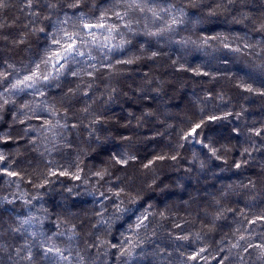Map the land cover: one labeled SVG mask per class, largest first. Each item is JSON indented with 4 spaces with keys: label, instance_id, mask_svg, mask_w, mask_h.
Returning a JSON list of instances; mask_svg holds the SVG:
<instances>
[{
    "label": "trees",
    "instance_id": "16d2710c",
    "mask_svg": "<svg viewBox=\"0 0 264 264\" xmlns=\"http://www.w3.org/2000/svg\"><path fill=\"white\" fill-rule=\"evenodd\" d=\"M128 2L79 0L69 7L76 0H0V73L9 74L0 82V104L9 101L0 108V153L7 157L0 163V264H81V258L82 264H264L255 247L264 244V220L258 219L264 216V131L255 135L264 130V0H148L149 7L170 10L160 12L163 19L129 10ZM106 10L104 23L117 25L131 43L102 59L97 45L107 33L92 29L98 38L93 44L83 24L97 23ZM125 11L123 20L116 19L115 12ZM181 11L186 22L175 32L146 34L165 21L172 27ZM129 22L131 31L124 27ZM62 29L87 42L79 45L84 55L74 57L80 63L65 65L58 80L9 93L11 83L38 64L43 74L56 76L59 65L42 62L59 50L53 39L65 41ZM182 38L197 43L175 42ZM88 51L98 59L88 60ZM129 59L135 62L116 63ZM91 64V75H69ZM146 80L148 89L162 91L135 92ZM112 88L138 102L125 97L105 104ZM120 93L112 95L120 100ZM89 106L101 118L95 125L80 111ZM157 108L170 114L164 123L150 118L140 133L148 139L136 145L135 159L118 162L126 141L97 142L110 130L128 137L131 126L121 125L129 111ZM212 116L220 119L210 121ZM197 123L203 143L190 135ZM181 129L184 148L168 160L165 153L173 151ZM245 147L252 151L243 152ZM193 152L212 157V167L198 176L188 158ZM150 169L159 176L154 183ZM137 193L138 212L116 213V204ZM143 217L147 232L137 227Z\"/></svg>",
    "mask_w": 264,
    "mask_h": 264
},
{
    "label": "clouds",
    "instance_id": "9594fccd",
    "mask_svg": "<svg viewBox=\"0 0 264 264\" xmlns=\"http://www.w3.org/2000/svg\"><path fill=\"white\" fill-rule=\"evenodd\" d=\"M69 7H73L72 4H70ZM169 11L170 10L166 11V13L169 12ZM162 12H165V11H162ZM184 15L185 14L181 11V15L180 16H176V19H177V23L176 24H184L186 22V20L184 18H182V17H184ZM161 19H163V17H161ZM165 22H167V26L164 23V25L162 27L157 28L155 31H148L146 34L147 35H151V36H158V35H154V34L162 32V35H165L166 33L175 32L176 31V29L174 27L176 24H171L172 27H170L169 26V22L168 21H165ZM138 23H139V21H138ZM194 26L195 25H193V27ZM131 30H129V31H131ZM120 37H121L120 42L124 41L125 44L126 43H131V41L126 38V34L121 33ZM120 42L116 44L118 47L109 48L107 52L104 51L105 48L99 47L98 51L100 53V58L109 59L110 58L109 54L114 49H122L123 47L122 48L119 47ZM175 42L176 43H180V44H193V45H195L197 43V41H194L191 38H188V39H183L182 38L181 40H178V41H175ZM87 59L88 60H97L98 57L96 55H93L91 51H88L87 52ZM139 59H140V57H136L135 58V60H139ZM69 62H71L74 65L80 63L78 60L73 58V59H71V61L66 60L65 61V65H67ZM133 62H135V61L133 60ZM116 63H122V61H117ZM95 67H96L95 64H91V65H87L86 67L76 68L74 71L70 72L69 75L77 76V77L86 76V75H89L88 68L95 69ZM62 75H64V71H57L56 76L55 77H51V79L58 80L60 78V76H62ZM42 83H44V82L43 81H39L38 85H40ZM150 83H151V80H146V81L142 82L141 86L136 88L134 91L137 92V93H145V92H148V91L159 93V92L162 91V88H160V87H155V88H152V89H148L146 87V85H148ZM54 86L58 87L59 85H54ZM89 87H91V85H89ZM69 91L70 92H75L76 90L70 89ZM112 93H120V89L112 88L109 92H107L106 93L107 94V100H105V102H104L105 104H108V103H112V104L120 103L121 101L124 100L125 97L128 100H130V101L138 102V101H135L134 98L128 92L120 93V100H117L112 95ZM40 94L43 95V92H40ZM80 111L81 112H86V113L89 114V116L91 118L90 122L93 125L99 123L101 118H100V116H98L96 114V112L91 111V106H89L88 108H84V109H82ZM74 114H76V113H74ZM169 114L170 113H169L168 110L160 111L158 108L157 109H144L143 114H141V115H134V113L129 111L128 112L129 119L127 120V123L121 125V127H129V126H131V128H130L131 134L128 137H124V136L117 137L110 130V131H108L107 135H105L103 137L98 135L96 137L97 142L99 143L101 141H109V140H113L114 141V140H117V139H119L121 141H126V143L122 145L123 151H121V156L123 157L124 160L125 159L133 160V158L134 159L136 158V152L134 151V149L136 148V145L137 144H141L145 140L148 139V137L142 136L140 133L145 127H147L149 125L150 118L155 117V123H164L165 121L162 119V117H165V116H167ZM55 115H56V112H55ZM55 115H53V116H55ZM133 117H134V119H133ZM81 122H83V120ZM105 123H108V121L105 120ZM65 127H66V125H65ZM171 127H172V125H170V124L167 125V128H171ZM167 128L165 130H167ZM183 130L184 129H181V133L177 136V138L172 140V144L174 146L173 151L171 153H165V155H167L168 160H172V157H174L176 154H179L180 149L184 148V143H183V140H182V132H183ZM159 135H163V132L159 133ZM245 150H247V151H245ZM251 151H252V149H250L248 147L243 148V152H251ZM225 155H226V162H227V160L230 159V157H228L227 154H225ZM213 156L215 157V155H213ZM181 158L183 159L184 157L182 156ZM188 158L193 160L196 163L197 168L199 170L197 173L194 174V176H198L200 172L204 171L207 168L212 167V157H209L207 160H204V159H201L198 155H196L195 152H193L192 155L190 157H188ZM215 158L217 159V157H215ZM112 161H113V166H115V157L112 158ZM177 164H179V161H177ZM159 167H163V166L161 165ZM149 171L152 172L154 177H155L154 180H153V183H154L155 179H159V176L155 175L156 169H150ZM188 171L191 172L192 169L190 168ZM109 175H111V173H109ZM150 186L151 185H148V187H150ZM241 187H247V186L246 185H241ZM101 194H103V193H101ZM139 198H140V194L139 193H137V195H131V194L127 195L124 199H122L120 201L119 204L115 205L116 213L132 215L133 213L138 212L139 209L136 208L135 205H136L137 200ZM117 218L119 219L120 217H117ZM143 227L145 228V230L147 232L148 231V225H146V227L145 226H143ZM151 234H154V232H152ZM186 239H187V237H186ZM128 255H131V254H128ZM64 259H67V257H64ZM81 264H82V258H81Z\"/></svg>",
    "mask_w": 264,
    "mask_h": 264
},
{
    "label": "snow or ice",
    "instance_id": "6c2138e0",
    "mask_svg": "<svg viewBox=\"0 0 264 264\" xmlns=\"http://www.w3.org/2000/svg\"><path fill=\"white\" fill-rule=\"evenodd\" d=\"M229 2H231V0H229ZM79 3V0H76V3H73L72 6L76 7L77 4ZM3 4H0V7H2ZM126 7L129 10H135V11H139V12H150L152 14L153 18L156 19H161L160 16V12L161 11H168V9H160L157 10L155 7H149L148 6V0H130V2L127 3ZM107 11H105V15L100 17V19L97 21V23L93 24V23H84L83 27L89 29V33L88 35L91 36V40L93 44H96L97 41V36L94 32H92L91 30L94 28H100V29H104L105 32L107 33L105 34H101L102 36V43H100L99 45H97L98 47H103L106 49L109 48H116L118 47L116 44H112L111 41L115 39L116 35H121L120 33V29L118 28L117 25L115 24H106L104 23V21L107 18ZM116 16V19L118 20H123L127 15L128 12L125 11L123 14L119 13V12H115L114 13ZM165 25L167 26V22H164ZM177 23V19L175 16H173L171 18V24H176ZM124 27L131 30V23H126L124 24ZM261 28L264 29V23L261 24ZM40 31H43V29H40ZM64 34H65V41L62 42L61 40L58 39H53L52 43L59 45V50H55L52 52L51 56L44 60L42 63L45 65V67H47L49 64H52L53 67H56V65H59L58 71H60L61 69L65 68V62L66 60H69V58H74L76 56H83L84 53L79 51V45L83 44V43H87L85 40H83V38L80 37L78 32H68L66 30H63ZM154 35H162L161 33H156ZM211 39H220L219 37H212ZM224 39H227L226 37ZM204 44L208 43V38L204 39ZM125 44L124 41L120 42L119 47H123ZM225 48H230L229 44L225 43L224 44ZM245 47H247V45H245ZM231 51H239V49H230ZM153 56L156 55V53H152ZM53 58H54V62H53ZM122 63H128L131 64L133 63L132 59H129L127 61H122ZM89 75H91V73H89ZM9 74L8 73H0V82H3L4 80L8 79ZM51 79V74H43V72L41 71L40 65H36V70L32 71L29 75L24 76L23 78L17 79L15 82L11 83L10 88L7 89V91L9 93H13V92H23L25 89H36L38 82L39 81H43L44 83H49ZM243 86V85H242ZM247 91L252 92L255 91L253 88H251V86H247L246 88ZM264 94V93H262ZM3 93H0V96H2ZM9 103V101L7 99H4L3 104H7ZM3 104H0V108L3 107ZM25 107H29L28 105H25ZM52 115H55V111L52 112ZM217 119H220L219 117H209L210 121H215ZM58 123V122H57ZM45 124L49 125L50 127H54V125H51L50 121H45ZM201 128V124L197 123L195 124L194 127H192L190 135H192L194 138H197V141L199 143H203L202 141H200L198 139L200 133L197 132V129ZM264 130H255V135L257 136H261V132ZM184 139H188V136H185ZM204 147L209 148V151H211L213 153V155L216 154L217 149L215 148H211L209 147V145L204 144ZM247 151V150H245ZM176 157H172V159H175ZM134 159V158H133ZM157 159H164V157H158ZM217 159H220L219 156H217ZM7 160V157L0 153V163H4ZM127 159L122 160V161H118L119 163H127ZM145 167H148V165H145ZM236 167L239 168L240 165L236 164ZM6 174L8 176H17L18 173L16 172H6ZM62 175L65 173H61ZM97 175H100V173H97ZM102 178V177H101ZM118 195V193H117ZM147 217H143L139 222L137 227L145 226L146 224H144V220H146ZM259 220H264V216H260L258 217ZM23 223H29V221H24ZM252 223H256V221H252ZM183 239H186V237H182ZM240 239H244L243 236L240 237ZM237 245H234V247H236ZM112 247H116L115 244L112 245ZM255 247H258L262 250V254H264V244H260V245H255ZM48 251H52V249H49ZM125 252H127V250H124ZM57 254H59V250H57ZM130 254V253H128ZM197 257H192V259H196Z\"/></svg>",
    "mask_w": 264,
    "mask_h": 264
}]
</instances>
